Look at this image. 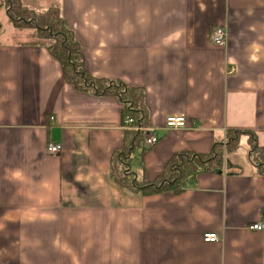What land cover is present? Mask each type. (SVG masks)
Masks as SVG:
<instances>
[{
    "label": "crops",
    "instance_id": "crops-1",
    "mask_svg": "<svg viewBox=\"0 0 264 264\" xmlns=\"http://www.w3.org/2000/svg\"><path fill=\"white\" fill-rule=\"evenodd\" d=\"M20 1L58 9L88 76L143 90L158 142L134 152L138 181H154L175 154L224 146L229 131L264 152V0ZM2 2L0 264H264V229L248 230L264 224L249 137L220 173L177 195L120 189L108 177L129 128L119 99L66 84L47 44L15 29ZM215 27L223 47L210 43ZM179 117L183 129H165ZM49 143L61 152L48 154ZM210 233L219 241L203 242Z\"/></svg>",
    "mask_w": 264,
    "mask_h": 264
},
{
    "label": "trees",
    "instance_id": "trees-1",
    "mask_svg": "<svg viewBox=\"0 0 264 264\" xmlns=\"http://www.w3.org/2000/svg\"><path fill=\"white\" fill-rule=\"evenodd\" d=\"M6 16L15 29H30L36 38L44 42L51 56L60 64L66 84L75 90L95 96H115L122 104V119H131L132 124L123 133V147L114 152L110 159L109 179L120 189L134 195L150 196L171 192L181 193L200 174H218L224 168L223 152L231 154L238 149L239 139L246 135L250 140V161L264 173V152L256 146L251 134L245 131H229L226 142L215 144L206 155L180 153L171 156L161 173L152 182L138 181L130 171L135 151L143 155L145 133L135 127H147V111L141 88L128 87L121 81L95 79L84 71L80 47L60 16L57 8L51 6L43 12L24 7L20 0H2ZM224 147V148H223ZM225 166L226 162H225ZM264 221V212H262Z\"/></svg>",
    "mask_w": 264,
    "mask_h": 264
},
{
    "label": "built area",
    "instance_id": "built-area-1",
    "mask_svg": "<svg viewBox=\"0 0 264 264\" xmlns=\"http://www.w3.org/2000/svg\"><path fill=\"white\" fill-rule=\"evenodd\" d=\"M210 43L214 47H223L226 41V31L223 27H215L212 29L210 33ZM124 124L126 127H130L132 124L131 119H125ZM185 127L184 118H168L165 123L166 130H179ZM135 131H142L145 133V137L143 139V146L145 149L151 148L156 145L158 142V138L155 133H147L146 129H142L140 127H135ZM62 150L61 145L59 144H51L49 143L46 147V152L50 155H56L60 153ZM264 229V224L258 223L255 225H250L248 227L249 231H261ZM203 242L205 243H215L219 241V238L216 234H205L203 235Z\"/></svg>",
    "mask_w": 264,
    "mask_h": 264
},
{
    "label": "rangeland",
    "instance_id": "rangeland-1",
    "mask_svg": "<svg viewBox=\"0 0 264 264\" xmlns=\"http://www.w3.org/2000/svg\"><path fill=\"white\" fill-rule=\"evenodd\" d=\"M0 1H1V0H0ZM2 5H3V8H4V4H3V2H2ZM4 9H5V8H4ZM0 21H1V17H0ZM225 154H228V153L223 152L222 163H223L224 166H225V162H226Z\"/></svg>",
    "mask_w": 264,
    "mask_h": 264
}]
</instances>
